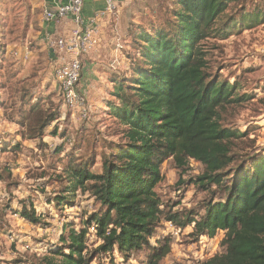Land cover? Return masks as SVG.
I'll return each mask as SVG.
<instances>
[{
    "label": "rangeland",
    "instance_id": "374dc122",
    "mask_svg": "<svg viewBox=\"0 0 264 264\" xmlns=\"http://www.w3.org/2000/svg\"><path fill=\"white\" fill-rule=\"evenodd\" d=\"M174 1L120 0L117 10L106 17L103 28H113L117 41L113 52L100 61L106 67L110 64L113 74L99 80L95 91L91 87V94L78 89L85 111L83 106L74 110L63 100L55 78L56 55L45 40L43 0H0V264H39L60 248L65 224L80 230L100 211V204L81 190L68 206H59L55 199L69 197L64 191L70 185V165H87L92 173H101L104 158L115 152L111 147L122 143V127L107 106L113 86L108 80L131 73L128 63L138 58L137 34L165 26ZM258 8L264 12V0H237L218 23L233 26L232 35L204 44L212 78L234 83L235 98L242 99L221 113L224 127L249 133L248 139L238 142L239 157L264 150V21L248 29L239 22L244 13ZM51 118L55 120L37 138L41 124ZM203 171L194 161L186 169L177 168L173 159L165 161L155 189L164 207L182 214L195 212L200 218L204 204L223 196L218 189L206 191L190 182ZM24 204H33L43 216L42 224L20 217ZM194 232V225L179 228L161 222L151 244L170 242L171 251L160 264H206L224 252V232L214 238ZM88 239L90 251L101 243L93 230ZM147 255L143 251L124 259L114 249L97 255L91 264H146Z\"/></svg>",
    "mask_w": 264,
    "mask_h": 264
},
{
    "label": "trees",
    "instance_id": "16d2710c",
    "mask_svg": "<svg viewBox=\"0 0 264 264\" xmlns=\"http://www.w3.org/2000/svg\"><path fill=\"white\" fill-rule=\"evenodd\" d=\"M236 1L175 0L165 26L137 34L138 58L129 64L131 73L110 78L107 106L122 127V143L111 147L115 152L104 158L101 173L70 165V185L64 191L69 197L55 199L68 206L81 190L101 209L80 230L65 224L60 248L39 264H91L114 249L124 259L147 251L146 264H160L171 251L170 242L158 240L154 246L151 240L163 221L179 228L194 225L197 237L224 232V252L206 264H264V150L235 154L249 133L224 127L221 113L242 99L235 98L234 83L212 78L204 46L232 35L233 26L218 23ZM262 21L264 12L258 8L239 22L248 29ZM54 120L41 124L37 138ZM169 159L180 169L190 161L199 163L204 171L190 182L222 192L220 199L204 204L200 218L164 207L155 192ZM19 214L33 225L43 222L33 204H24ZM91 230L101 242L94 251L88 245Z\"/></svg>",
    "mask_w": 264,
    "mask_h": 264
},
{
    "label": "built area",
    "instance_id": "2783aa9c",
    "mask_svg": "<svg viewBox=\"0 0 264 264\" xmlns=\"http://www.w3.org/2000/svg\"><path fill=\"white\" fill-rule=\"evenodd\" d=\"M85 1L47 0L43 6L42 21L60 25L70 19L74 25L70 32L50 38L48 43L56 55L55 78L63 100L74 110H80V106H83L86 111L84 100L78 92L83 71L82 59L101 46L100 24L117 10L119 0H105V9L89 20L83 15Z\"/></svg>",
    "mask_w": 264,
    "mask_h": 264
},
{
    "label": "crops",
    "instance_id": "0c3cea01",
    "mask_svg": "<svg viewBox=\"0 0 264 264\" xmlns=\"http://www.w3.org/2000/svg\"><path fill=\"white\" fill-rule=\"evenodd\" d=\"M46 2L47 0H43L44 4ZM105 7H106L105 0H86L83 10L84 18L86 20H89L97 13L103 11ZM106 17L102 20L100 24L101 26L100 34L102 39L101 46L98 49L86 54L82 59L83 74L81 80L83 81V84H80L78 87L79 91L81 92L83 91L91 94V90H90L91 87L94 89L92 91H95L96 90L95 86L98 85L97 82L99 80H104V79L107 80L108 76L110 74H113L110 69L111 65L108 64V66L106 67L103 65V62L100 61V59L103 56L107 55L110 51L113 52V49H115L116 38H114L113 35V31H114L113 28H103L106 24L105 23ZM73 27L74 25L70 19L65 20L60 25L43 23L45 40L49 41L50 38H54L55 36L67 34L73 29ZM96 57H98V59ZM108 82H111L110 79L108 80Z\"/></svg>",
    "mask_w": 264,
    "mask_h": 264
}]
</instances>
